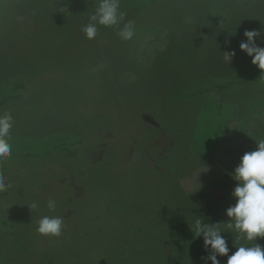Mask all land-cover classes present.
<instances>
[{
  "label": "rangeland",
  "instance_id": "obj_1",
  "mask_svg": "<svg viewBox=\"0 0 264 264\" xmlns=\"http://www.w3.org/2000/svg\"><path fill=\"white\" fill-rule=\"evenodd\" d=\"M96 5L0 0V101L26 84L0 106L20 154L0 161V264H211L197 218L222 222L228 255L264 248L226 227L231 173L264 139V72L239 48L246 29L264 47V0H120L121 23L88 39Z\"/></svg>",
  "mask_w": 264,
  "mask_h": 264
},
{
  "label": "clouds",
  "instance_id": "obj_2",
  "mask_svg": "<svg viewBox=\"0 0 264 264\" xmlns=\"http://www.w3.org/2000/svg\"><path fill=\"white\" fill-rule=\"evenodd\" d=\"M120 0H97L94 13L88 17V23L82 28L86 38L94 39L97 35V25L106 27L117 26L124 18V13L119 11ZM62 9L68 8L62 7ZM134 25L129 22L118 32L123 40H130L134 35ZM261 31H264L262 29ZM243 35L246 42L239 44L240 50L252 57V64L264 72V47L256 44L255 40L261 35L257 30H245ZM224 58L229 63L235 56V51L223 52ZM13 125L10 113L0 116V161L10 157L12 146L8 142L9 133ZM232 178L237 181L232 191L236 203L226 209L229 218L226 222L228 229H235L238 232V239L257 241L264 238V139L256 142L254 151L245 152L240 157L239 164L231 173ZM6 178L0 173V193L7 191ZM50 210L55 209V201L49 200L47 204ZM30 211L37 208L33 202L28 205ZM204 223L197 218L191 230H194V238L203 235V244L208 251L203 260H210L211 264H220L217 256H227L226 264H264V248L258 243L252 246L241 245L231 254L226 238L221 235L220 225ZM37 232L43 236L59 237L64 226L62 217L43 216L37 221Z\"/></svg>",
  "mask_w": 264,
  "mask_h": 264
},
{
  "label": "trees",
  "instance_id": "obj_3",
  "mask_svg": "<svg viewBox=\"0 0 264 264\" xmlns=\"http://www.w3.org/2000/svg\"><path fill=\"white\" fill-rule=\"evenodd\" d=\"M37 47H38V46L36 45L35 48H29V47L25 48V47H24V49L29 50V52H31V53H34ZM38 49L40 50L39 47H38ZM36 52H37V51H36ZM37 53L40 55L42 52H41V50H40V51H38ZM48 54H49V55H48ZM48 54H45V55H44V57H45V56L47 57V66H48V67H53L54 64H53V62H52V60H51V59H52L51 56H53L52 53H51V48L48 49ZM48 56H50V57H48ZM11 88H12V89L10 90L11 93L8 94V95H6L5 99H3L2 101H0V106L3 105L6 101H8V99H15V98L19 97V95H18L19 92L22 91V90H24V89L26 88V84H25L24 82H18V83L15 84L14 87H11ZM216 133H217V132H216ZM217 139H218V137H217V135H216V137H214V141H217ZM26 154H27V153H26ZM16 156L19 157L20 154H11L10 157L7 158V159L15 158ZM21 156H22V155H21Z\"/></svg>",
  "mask_w": 264,
  "mask_h": 264
}]
</instances>
